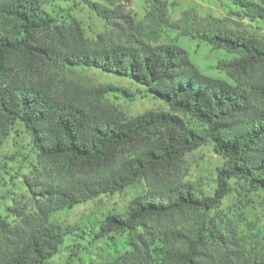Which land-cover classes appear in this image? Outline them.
Wrapping results in <instances>:
<instances>
[{"label": "trees", "instance_id": "16d2710c", "mask_svg": "<svg viewBox=\"0 0 264 264\" xmlns=\"http://www.w3.org/2000/svg\"><path fill=\"white\" fill-rule=\"evenodd\" d=\"M115 2L130 0H112V9L85 0L106 24L112 17L122 22L123 39L105 44L88 41L76 19L55 17L38 1L0 3V145L20 124L38 158L62 173L49 184L24 177L35 208L10 207L0 217V264H47L64 251L78 255L108 241L127 250L107 264H264V257L244 255L237 223L218 211L230 180L247 193L264 192V43L197 33L214 49L237 54L217 64L229 80L212 78L186 50L158 43L163 29L177 28L165 1L151 0L148 24ZM86 69L131 80L141 98L149 95L166 110L125 118L107 99L113 92L136 96L112 86L61 95L64 74ZM208 144L224 160L213 193L172 181V168ZM140 182L146 191L123 211L70 226L53 220Z\"/></svg>", "mask_w": 264, "mask_h": 264}, {"label": "rangeland", "instance_id": "374dc122", "mask_svg": "<svg viewBox=\"0 0 264 264\" xmlns=\"http://www.w3.org/2000/svg\"><path fill=\"white\" fill-rule=\"evenodd\" d=\"M6 0H0V3ZM55 17L70 15L76 19L90 42L105 44L119 42L124 37L121 21L112 17L113 23L106 24L85 4V0H34ZM112 9V0H89ZM166 2L169 23L177 27L163 29L160 44H176L189 54L191 62L204 75L216 79L229 80L225 72L217 68L220 61H229L237 54L223 49H214L197 39V33H232L251 37L264 43V0H163ZM114 3V2H113ZM124 14L137 22L148 24L151 0H130L129 4H119ZM246 3L249 7H244ZM120 25V27H119ZM187 34V35H185ZM196 37V39H194ZM112 86L116 90L127 91L135 99L122 97L113 92L107 99L120 115L133 118L146 111H165L163 103L151 96L141 98V86L131 80L102 73L96 69H86L66 73L59 85L60 94L71 88L90 89ZM131 100V101H130ZM188 124H192L185 118ZM197 126V125H196ZM198 127V126H197ZM224 165V160L213 150L211 144L186 154L180 163L172 168L171 180L176 184L192 185L195 189L211 194L215 189V171ZM62 173L54 165L41 160L31 144L30 135L20 124L14 125L6 141L0 145V217H6V210L18 207L29 213L35 202L23 186V179L30 176L44 184L55 183ZM230 192L222 200L218 211L235 220L240 231L242 252L264 257V192H245L237 181H229ZM146 191L143 182L127 188L119 194L101 196L86 204L79 205L66 213H58L54 222L63 226L77 225L88 219H102L111 212L123 211L129 202ZM9 221H13L12 218ZM117 242V243H116ZM95 243L78 255L62 252L47 264H107L114 254L125 252L126 245L120 241ZM78 250V248H77Z\"/></svg>", "mask_w": 264, "mask_h": 264}]
</instances>
